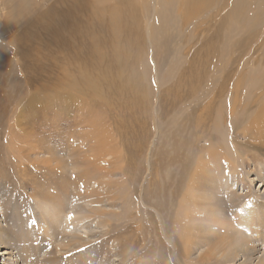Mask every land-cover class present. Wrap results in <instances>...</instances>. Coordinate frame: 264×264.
Wrapping results in <instances>:
<instances>
[{
  "label": "rangeland",
  "instance_id": "rangeland-1",
  "mask_svg": "<svg viewBox=\"0 0 264 264\" xmlns=\"http://www.w3.org/2000/svg\"><path fill=\"white\" fill-rule=\"evenodd\" d=\"M262 73L264 0H0V157L14 150L10 132L24 138L17 122L32 139L21 173L0 171V228L11 237L0 240V264L27 246L35 264H224L248 226L216 230L208 221L206 238L188 253L170 226L182 173L201 181L198 198L233 197L238 217L245 197H264V147L250 148L240 130L226 143L217 129L222 113L230 123L234 96L236 117L256 108L249 89ZM94 138L113 153L99 162L108 176L91 166L85 188L51 186L75 176L72 163L87 170L80 159L92 160ZM257 224L264 229V220ZM254 232L264 255V231Z\"/></svg>",
  "mask_w": 264,
  "mask_h": 264
},
{
  "label": "bare ground",
  "instance_id": "bare-ground-1",
  "mask_svg": "<svg viewBox=\"0 0 264 264\" xmlns=\"http://www.w3.org/2000/svg\"><path fill=\"white\" fill-rule=\"evenodd\" d=\"M59 32H55L53 34L54 39H57V34ZM41 47H44L47 50L51 49V46L48 48L47 45H41ZM60 51H61V46H58V49H57L58 53L54 52L56 57L58 56ZM39 55H41V54H39ZM39 66L40 65H38V67ZM41 70H42V68H41ZM253 76H254L253 78H256L258 80L255 83H251L252 84V88H251V85H250V89L249 90H250V94H254L255 96H252L250 94H249V96L251 98L257 97V100L254 101V104L256 105V108H254L253 105H245V109H243V107H242V109H240V111L242 113V115H241L242 118L236 117V112H235L236 110L235 109H237V107L240 104H237L239 102V98L237 96H234L233 97L234 98L233 99V104L234 105H232L231 108L228 111V113L232 115V118L230 119V123H228V119H226L225 115L222 113V114H220V117H219L220 118V126L218 125L217 129H218V134H220V138H223L226 141V143H228V142L231 143V139L233 137L234 130L235 131H239L240 130V131H242L244 133L245 136H247V139H248L247 140V144L249 145L250 148H259V147L262 148V147H264V141L261 139V137H264V96H262V94L260 93V90H258L256 92V94L253 92V90L260 89V88H262L264 86V73H262V75H258V76H257V74H253ZM27 81H25L26 82V87L29 90V86H30V84H33V81H30V82L28 81L29 83ZM260 84L262 86L259 88ZM37 90L41 91L39 89H37ZM30 93H31L30 91L25 93L26 94L25 95L26 102L24 101L22 108H24V106L26 104H28V102H31V101H29V99L31 97ZM37 104H39V103H37ZM31 105H33V104H31ZM19 107L21 108V106H19ZM34 107H36V106H34ZM28 109L29 108H28V105H27L25 110L22 113H24V112L27 113ZM18 119H20V118H17V120ZM27 123H29V122H27ZM22 125H23L22 121L17 122L14 131H15L16 134H18V133L23 134L24 138L20 139L19 136H15L14 137V135L10 132V134L12 135L11 136L12 138L10 140H11L12 143H14V146H13L14 150L12 149L13 151H11V153L9 155H7L5 157H0V171H2L3 173H6V177L7 178H10L11 176H13V171L12 170L8 171L7 169L14 168L15 169L14 171H16V172L19 171V173H21V171H20L21 169L18 170L19 168H17V164L19 163L21 168H22V165L24 164V159L25 160L28 159V153L27 152L29 151V144H30L32 139H30L31 137L30 138L26 137V135H29V134H27V131L24 130L25 128H23ZM258 126H260V127H258ZM258 133H260V138H256V134H258ZM235 137H236V135L234 136V138ZM218 139H219V137L212 138V139L207 138L206 146L210 147L211 145L214 144L215 140H218ZM107 142H108V140H102L101 138H98V139L94 138V140L92 141L93 144L91 145V147L90 146L88 147V148H91V149H89V151L86 150V155L89 154L90 157L92 156L93 157L92 160H89V159L88 160L87 159L81 160L80 159L81 163H83V161H85L87 170L79 171L78 169H80V168L83 169V166L80 167L79 162L72 163V165H73L72 169H73L74 172L76 171L75 172L76 174H73L75 176L74 177L71 176L72 178H70V176H69L68 179H65L64 176H61L60 178L63 179L62 181H60L61 184L57 183L58 181L57 182H51V186H53V187H57V186L58 187H64L67 192H68V190H67L68 187L70 189H71V187L75 188L76 186L85 188V186L88 185V181L89 180H94V174H93L94 173L93 172L94 169H92L91 166H93V168H95L97 170L99 168L100 169L99 172H101V173L104 172L105 174L103 176H105L107 174V172L104 171L103 169H101L102 167L99 165V162L102 159H104V156H109V157L113 156V153L110 152V150H107L105 148V145L107 144ZM226 147H227V149H229L228 145ZM219 150L222 151L224 149H219ZM209 152L211 153V151H209ZM217 152H214V154L217 153ZM199 158L200 159L198 161L199 163H198L197 170L199 171V174H201L206 167L204 168V166H203V163H202V159L203 158L202 157H199ZM115 160L112 159L111 163L107 162V164L111 165V164H113L115 162ZM48 163H50V162L47 161V164ZM109 167H112V166H107L106 168H109ZM50 168L51 167H49V169H48L50 171L49 173H57V174L61 173V172H57L55 170V168H54V170H53V168L52 169H50ZM51 170H53V171H51ZM190 172H189L188 175L186 173H182L181 174L182 175V179H183V175H185L187 177V179L185 180L184 183H182V189L181 190H182L183 194L181 195V197H179L178 207L175 209V212H177V214L173 215L172 225L170 226V229L173 231L172 232L173 235L176 236L177 240H181L182 244L185 246V249H186L187 253L189 251H191L192 247H195L197 245L199 246V244L201 242H203L204 238H206L205 237L206 236L205 231L208 229V226H209V224H206V222L212 221L213 219H215L213 224L216 225V227H215L216 230H218L217 229L218 224L220 226H225V227H228V228L234 227L235 225H244L245 227L248 226L245 229V232L241 233L242 234V238H240L238 242L233 241V240L231 241V243L238 244L239 246L236 249H234L235 251L234 250L232 251L230 249V254L226 255V257H225L227 259V261L225 263H229V261H231L232 258L237 257L238 254L239 255L240 254H244L246 256L244 264H247L248 262H251V264H264V255L263 254H259L260 253L259 250H257V248L255 247V245L257 243V237L256 236L259 233L254 234L255 233L254 232L255 229L258 230L259 232L260 231H264V229L261 228V227L255 228V227L259 226L257 224L258 220H260V219H261V221L264 220V197L263 198L260 197L259 199H256L254 196H251L249 198L245 197L246 201L243 203V205H242L243 208L240 209V213H239V217H238L237 216L238 212H237V214L235 212V211L238 210V207L236 205V201L233 200L234 199L233 197H228L226 200L221 201V202L218 203V201L215 198H213V197H210V196L206 197L205 196L204 199H201V198H198L196 195H194L193 194V192H194L193 189L195 191L197 190L196 192H200L201 189H199V187H201V185H200L201 181H198V179L194 176V174H191ZM109 173H112V169L109 171ZM205 173H203V174H205ZM25 174H26V172L23 173L22 176L23 175L26 176ZM98 174H100V173H98ZM203 174H202V176H203ZM191 175H193V177H191ZM106 176H108V175H106ZM199 177H200V175H199ZM56 178L57 177H55L54 179H56ZM191 178H193V182L191 181ZM241 178H244V176L241 175ZM109 179H111V178H109ZM105 183H107V182H105ZM105 183H103V184H105ZM100 184H101V182H100ZM100 184L98 182V185H100ZM202 184H204V183H202ZM98 185H96V186H98ZM107 185L110 188H112V186H113V184L111 182H108ZM75 189H77V188H75ZM76 191H75V193H76ZM202 191H203V187H202ZM208 191L211 192V190H208ZM71 192H73V194H74V191H71ZM64 193L65 192H63V195H64ZM77 193H79V192H77ZM200 193H199V195H200ZM91 194L93 195L94 193H91ZM200 196H202V195H200ZM51 197L58 198V200L62 198L60 195H58V196H56V195L52 196L51 195ZM173 197L174 198L177 197V191L175 192V195ZM93 198H95V197H93ZM91 199H90V196H89V198L87 197V199L85 201H83L85 204L88 203L89 207H90L88 209V207L85 206L86 213L90 212L92 207H93V206H91L92 203L90 204ZM240 199L241 198L239 197V200ZM80 207L81 206L77 207V210L78 209L80 210L81 209ZM99 207H101V206H99ZM99 207H97V208H99ZM95 211H97L99 214H103V212H101L98 209H96ZM72 213L73 212L71 211V214ZM77 213H78V211H77ZM80 213H81V211H80ZM157 215L161 216V215H159V212L157 213ZM103 216H104V214H103ZM68 220H70V219H68ZM88 220L86 221V223L88 222ZM82 221L84 222L85 219H82ZM48 222H49V220H48ZM74 223L76 225H78L80 229L85 227L84 223H82L81 220H75ZM66 224H67V222H66ZM255 224H256V226H254ZM8 225H10V224H8ZM141 227H142V225H141ZM72 229L73 228H71V230ZM29 230H31V229H29ZM231 232L232 231H228L229 234H231ZM234 232L236 233V231H234ZM234 232H232V233H234ZM199 234H201V235L198 236ZM3 237H8V239L11 240V237L8 236L7 232L3 231L0 228V240ZM23 238H25V236ZM27 240H29V239H27ZM258 242H261L260 244H262L264 246V240L263 239H260ZM23 246H24V244H23ZM240 247H242V250L238 249ZM205 249H206V247H205ZM11 253L12 252H10L9 254H8V252L4 253V254H8L9 255V259H8L9 262L7 264H35L33 262L34 260L30 261V259L28 258L29 254H30V248L28 246L27 247H20L19 249H17L18 260H15V257L17 255L16 254H11ZM21 254L23 255V258L20 257ZM209 254H210V252H209ZM222 257H224V256H222ZM19 259H22V262H19ZM195 261H197V260H195ZM53 263H55V262H53ZM238 264H240V263H238Z\"/></svg>",
  "mask_w": 264,
  "mask_h": 264
}]
</instances>
